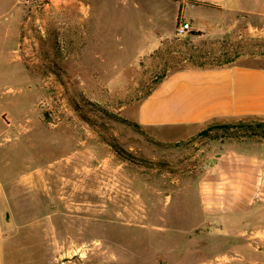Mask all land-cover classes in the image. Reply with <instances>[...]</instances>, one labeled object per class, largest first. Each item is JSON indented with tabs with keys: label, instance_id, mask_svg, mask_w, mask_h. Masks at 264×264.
Returning <instances> with one entry per match:
<instances>
[{
	"label": "rangeland",
	"instance_id": "1",
	"mask_svg": "<svg viewBox=\"0 0 264 264\" xmlns=\"http://www.w3.org/2000/svg\"><path fill=\"white\" fill-rule=\"evenodd\" d=\"M14 1L15 77L0 67L3 264H264V206L211 216L199 200L243 132L204 142L136 122L175 70L264 68V0L214 8L181 34L183 16L159 22L162 0H0L4 20ZM259 131L241 146L261 150Z\"/></svg>",
	"mask_w": 264,
	"mask_h": 264
},
{
	"label": "crops",
	"instance_id": "2",
	"mask_svg": "<svg viewBox=\"0 0 264 264\" xmlns=\"http://www.w3.org/2000/svg\"><path fill=\"white\" fill-rule=\"evenodd\" d=\"M162 2H171L172 5L164 3L169 10L157 12L159 22L165 21V18L175 21L183 16L194 27L211 23L210 11L214 8L235 10L239 5L238 0ZM16 5L14 1V11L10 12L13 14L8 20L0 16V67L1 64L7 65L11 70L10 77H15L16 64L12 57L19 40ZM159 38L163 37L155 35L152 40ZM250 118L264 120V68L237 61L190 65L175 70L165 75L140 100L136 109V122L140 126L184 131L176 137L194 135L210 125L232 124ZM251 139L234 140L231 148L217 153L210 168L201 177L199 200L204 214L222 215L229 211L240 212L254 205L264 206V147L258 151L250 146V142L248 148L241 146V143ZM1 215L0 206V264H3L4 227Z\"/></svg>",
	"mask_w": 264,
	"mask_h": 264
},
{
	"label": "trees",
	"instance_id": "3",
	"mask_svg": "<svg viewBox=\"0 0 264 264\" xmlns=\"http://www.w3.org/2000/svg\"><path fill=\"white\" fill-rule=\"evenodd\" d=\"M194 2V1H193ZM231 128H236L239 131L243 132L242 134L238 135L240 138H246V137H256L259 136L260 131L259 128H262L264 132V122H254V123H247L240 121L236 124H214L210 125L207 128L201 130L198 135L204 142H208L215 139H221V138H230L233 135H231ZM213 129H220L222 130L220 134H213ZM237 134V133H235ZM234 134V135H235ZM243 136V137H241Z\"/></svg>",
	"mask_w": 264,
	"mask_h": 264
},
{
	"label": "built area",
	"instance_id": "4",
	"mask_svg": "<svg viewBox=\"0 0 264 264\" xmlns=\"http://www.w3.org/2000/svg\"><path fill=\"white\" fill-rule=\"evenodd\" d=\"M190 27L189 23H183L179 28H178V32L184 33L188 28Z\"/></svg>",
	"mask_w": 264,
	"mask_h": 264
}]
</instances>
